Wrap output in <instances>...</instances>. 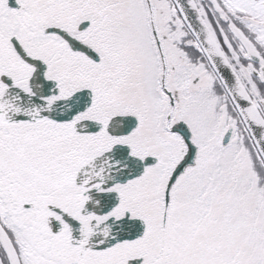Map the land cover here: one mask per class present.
I'll list each match as a JSON object with an SVG mask.
<instances>
[{"label":"snow or ice","instance_id":"6c2138e0","mask_svg":"<svg viewBox=\"0 0 264 264\" xmlns=\"http://www.w3.org/2000/svg\"><path fill=\"white\" fill-rule=\"evenodd\" d=\"M0 264H264V0H0Z\"/></svg>","mask_w":264,"mask_h":264}]
</instances>
